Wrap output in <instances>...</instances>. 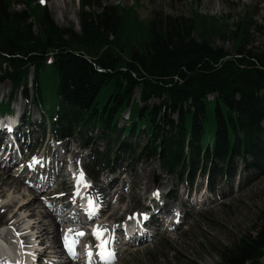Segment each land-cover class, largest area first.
<instances>
[{
	"label": "trees",
	"instance_id": "1",
	"mask_svg": "<svg viewBox=\"0 0 264 264\" xmlns=\"http://www.w3.org/2000/svg\"><path fill=\"white\" fill-rule=\"evenodd\" d=\"M32 1L18 10L0 0V82L9 80L14 96H28L32 73L34 102L50 115L57 138L95 127L118 138L142 132L147 141L140 152L160 157L168 173L194 170L201 161L224 163L225 172L246 154L250 168H264V50L249 47V9L229 28L198 11L156 12L144 21L135 6L96 3L88 10L90 1L80 0L76 31ZM215 35L234 40V52L216 46ZM129 107L130 124L118 127ZM0 110L11 111L10 103ZM96 155L109 160L106 151ZM254 231L218 248V264H264V206Z\"/></svg>",
	"mask_w": 264,
	"mask_h": 264
},
{
	"label": "rangeland",
	"instance_id": "2",
	"mask_svg": "<svg viewBox=\"0 0 264 264\" xmlns=\"http://www.w3.org/2000/svg\"><path fill=\"white\" fill-rule=\"evenodd\" d=\"M12 1L16 9L25 10L26 2L30 0ZM89 1L88 10L96 9V3H100L102 6L120 5L125 8L135 6L139 17L144 21L153 18L156 12L191 17L194 11H198L202 15L218 18L220 24H225V27L229 28L235 27V24L243 18L246 9H249L253 13L252 25L249 28L251 42L249 47L264 50V0ZM36 4L43 5L59 26L72 27L74 30L80 31V0H33L32 5ZM210 39L216 46L224 47L231 53L234 52V40L228 37L222 38L219 35ZM12 90L10 82H0V102L7 100ZM133 98L140 106L143 104L140 99V89L135 90ZM209 98L212 100L214 96L211 95ZM33 99L34 89L32 88L28 97L19 95L11 102L13 109L25 115L23 122H26L27 119L32 123V126L26 122L28 126L24 127V131H28L22 151L23 158L28 161L24 164L27 166L26 172L21 174L17 171L13 172L12 169L11 171L4 169L8 171L4 178L7 175H11L15 179L20 178L22 186L20 190L14 191L10 189V186L2 184L3 179L0 175L2 188H7L6 191L10 189L9 192L0 193V207L12 204V202L13 204L20 202L22 199L27 200L32 193V197L36 195L39 197L37 200L42 201L41 199L49 193L46 197L48 198L50 195L52 197L43 198V207H38V212L41 213L45 209H56L57 217H64L66 213L57 210L61 205L56 204L55 196L65 191L71 200L72 192L76 191L74 185L79 183L77 182V170L86 165L93 173L95 180L84 176L85 183L87 182L89 187L93 185L104 187L109 196L110 201L101 203L96 201L90 193L87 196L92 203V209H95L94 213L98 208H106L109 204L103 214H98L90 221L92 225L104 223V231L118 230L119 223H125L133 215L144 211L146 207L153 206L154 200H151L150 203L151 195H156L158 198L160 196L162 202H167V209L163 210L164 212L160 211V216L164 213L163 217L167 220L165 224L157 225L156 221L153 222V227L158 232L147 242L134 244L125 251H121L109 264H218L220 261L218 248L238 241L242 235H254L255 226L259 221V211L264 206V168L259 170L249 168L248 165L253 161L250 155H246V161L240 156L235 157L230 165V174L226 173L225 175L221 171L224 164L215 162L214 170L211 168L214 162L210 161L207 164L200 162L195 164L192 182L189 179L182 182L178 175L162 171L159 157H151L147 152L135 155L130 148L126 150L123 148L122 143L131 144L132 141L137 143V145L133 144V148L134 145L135 148L142 147L146 143L145 134L142 132L136 137L124 133L118 140V133L95 127L88 132H73V136L70 134L71 136L60 141L54 138L51 131H48L44 138L42 126L39 125L44 117L43 107L35 104ZM52 105L50 98L47 101V106L50 108ZM130 111L129 107L121 115L118 121L119 127L129 124L127 118ZM262 126L264 128V121ZM88 137L92 138L89 139L92 142L90 148L86 145ZM104 151L110 155V164L96 163L94 161L95 153ZM186 151H188L187 148ZM75 153L79 155L77 160L72 158ZM43 157L49 158L44 167L41 166ZM60 159L66 160L67 163L57 168L56 165ZM14 165L15 163L10 166ZM16 166L21 167V164ZM43 168L45 173L41 175L40 172ZM62 169H65L66 173L74 172L73 178L61 176ZM2 171L3 168L0 167V173ZM190 172L192 171L189 169L186 176ZM29 174L33 176V184L38 185L37 187L27 183ZM114 177H118L120 181L107 186ZM123 183H126V188L123 187ZM42 184L44 186L40 188ZM169 190H173L172 196L167 195ZM198 199H203V203L197 204ZM37 205L35 204V206ZM114 211L116 214L112 218L110 216ZM27 213H29L28 210L19 212L14 209L9 210L7 213L9 220H0V225L8 227V235L5 236L8 245L16 253H19L20 259L25 258L30 251L35 254L34 252H37L35 250L38 248H49L52 243V239L41 242V239L37 238L38 229L36 230V228L33 231L24 232L31 224L39 220V216L28 218ZM173 218L174 221H180L181 224L179 226L172 225ZM75 226L79 227V233L82 236L91 234V231L86 230L87 226L78 220L73 223H61L62 229L66 227L61 232L65 234ZM154 229L150 228L151 231ZM119 233L121 234V232ZM64 238L63 236L57 248H50V261L45 264H62L64 260H69L66 258L68 250L64 248ZM116 244L117 246H126L121 239ZM82 245L83 239L80 237L72 243L73 250L77 255L81 254L78 250ZM87 246L89 247V245ZM31 252L29 256L32 254ZM61 253L63 254L60 256ZM70 264L75 263L72 261Z\"/></svg>",
	"mask_w": 264,
	"mask_h": 264
},
{
	"label": "bare ground",
	"instance_id": "3",
	"mask_svg": "<svg viewBox=\"0 0 264 264\" xmlns=\"http://www.w3.org/2000/svg\"><path fill=\"white\" fill-rule=\"evenodd\" d=\"M58 22V21H57ZM59 23V22H58ZM56 156V155H55ZM79 157V155L77 153L73 154L72 158L74 160H77ZM67 163L66 160L64 159H60L59 162H58V165H57V168H59L61 165H65ZM9 164L8 161H6V165L3 167V171L0 173L1 175V178L3 179V183L2 184H5L7 186H10V189L16 191V190H20L21 188V183H22V180L19 178V179H15V178H12L11 175L8 176L6 178H4L6 174H8V171H5L4 169L7 170V165ZM84 171V170H83ZM61 173V176H67V175H70V174H67L65 172V169L60 172ZM85 173V172H84ZM85 176L87 177V174L85 173ZM13 181H12V180ZM120 181V179L117 177H114L113 179H111L110 183H108L107 186H111V184H114V183H118ZM151 183V182H150ZM4 185V186H5ZM3 186L0 185V193H6V192H9L10 189H8L6 191V189L2 188ZM6 187V186H5ZM123 187L126 188L127 185L126 183H123ZM129 187V186H128ZM130 188V187H129ZM95 199L96 201H98L99 203L101 202H105V201H110L109 200V196H108V193L106 192V189L102 186H99V185H93L92 187L89 188V191H88ZM33 194V193H32ZM32 194L30 195V198L28 197L27 200H24L22 199L20 202H16L13 204H8V205H2L0 207V220H9L7 219V213L9 210H15L16 212H19L21 210H28L29 213L28 214V218H34L35 216H39V220L38 222H35L33 224H31L29 226V228L25 229L24 232H27V231H33L34 228H36V230L38 229V231L36 232L37 233V238H40L41 239V242L43 241H48L49 239L52 241L51 245L49 248H46L44 250H42V252L40 253L42 256L44 254V256H48V255H51V251H50V248H57L58 247V243L60 242L61 243V240H62V237L64 236L63 232H61L62 230L64 231L66 229V227L64 229H62L60 227V224L61 223H69L73 220V215H72V209L70 210V207H71V203L72 202H68L67 204H63L61 205L59 208H57V210L62 213H66L65 214V217L64 218H58L57 217V213H56V209L54 210H49V209H45L43 212L39 213L38 212V207H43L42 205V201L47 198L46 196L49 194L47 193L46 196H44L41 200L42 201H38L37 199L39 198L38 196H33L32 197ZM132 194V193H131ZM135 194V193H134ZM38 195V194H37ZM41 197V196H40ZM52 197V195L48 196V198ZM90 197V196H89ZM47 198V199H48ZM154 200V199H152ZM15 202V201H14ZM109 203V202H108ZM35 204H38L37 206H35ZM41 204V205H40ZM37 207V208H36ZM109 207V204L106 208H100L98 210V214H103ZM74 208V207H73ZM79 211V210H78ZM16 214V213H15ZM116 214V211H114L110 217L114 218V215ZM115 220V219H114ZM92 221V220H91ZM94 221V220H93ZM94 223V222H93ZM98 225V228H101L104 226V223L100 222V223H96ZM92 225V224H91ZM61 229V230H60ZM68 229V227H67ZM7 237V236H6ZM144 240V238H143ZM147 240V238H146ZM59 243V244H60ZM33 248V247H32ZM63 250V249H62ZM37 251V249L35 250ZM4 253H6L9 257H13V253L10 252V249H8L6 252L4 251ZM32 254H30L29 258L27 260H30V259H33L34 257V254L33 252H31ZM64 253V252H63ZM61 253L60 256L63 254ZM67 258L69 260H65L63 261L62 264H70L72 262V257L70 255L67 254ZM75 264H84L83 262L81 261H77L75 262Z\"/></svg>",
	"mask_w": 264,
	"mask_h": 264
},
{
	"label": "snow or ice",
	"instance_id": "4",
	"mask_svg": "<svg viewBox=\"0 0 264 264\" xmlns=\"http://www.w3.org/2000/svg\"><path fill=\"white\" fill-rule=\"evenodd\" d=\"M99 234V233H98ZM109 255L111 256L112 255V253H109Z\"/></svg>",
	"mask_w": 264,
	"mask_h": 264
}]
</instances>
